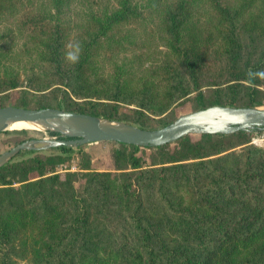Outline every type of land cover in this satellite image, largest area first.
I'll return each mask as SVG.
<instances>
[{
    "label": "trees",
    "instance_id": "trees-1",
    "mask_svg": "<svg viewBox=\"0 0 264 264\" xmlns=\"http://www.w3.org/2000/svg\"><path fill=\"white\" fill-rule=\"evenodd\" d=\"M17 15L0 106L148 129L181 103L264 107V0H0V21ZM248 141L117 142L112 170L64 172L73 147L22 150L0 166V264H264V145Z\"/></svg>",
    "mask_w": 264,
    "mask_h": 264
},
{
    "label": "water",
    "instance_id": "water-1",
    "mask_svg": "<svg viewBox=\"0 0 264 264\" xmlns=\"http://www.w3.org/2000/svg\"><path fill=\"white\" fill-rule=\"evenodd\" d=\"M18 121L40 125V130L54 132L55 135L30 137L16 143L0 153V166L22 150L43 151L60 145L77 147L98 141L157 147L187 134L264 130V107L213 104L181 113L164 126L148 129L62 108L0 106V131L11 129L9 127Z\"/></svg>",
    "mask_w": 264,
    "mask_h": 264
},
{
    "label": "rangeland",
    "instance_id": "rangeland-1",
    "mask_svg": "<svg viewBox=\"0 0 264 264\" xmlns=\"http://www.w3.org/2000/svg\"><path fill=\"white\" fill-rule=\"evenodd\" d=\"M100 1V0H96ZM103 1V0H101ZM24 15H17L15 17H7L0 21V32L4 33L8 31V37H3L4 41L3 44L5 47H12L17 49L24 41L23 37H19L15 35V26L18 20H22ZM6 28V29H5ZM3 29H5L3 31ZM13 33H12V32ZM11 35V36H10ZM15 36V37H14ZM14 37V38H13ZM16 93H10L8 97V101H13V97ZM188 107L185 104H179L175 107L176 113H182L187 111ZM170 110V109H169ZM167 110L166 112H168ZM165 112V113H166ZM164 113V114H165ZM163 114V115H164ZM14 130L16 129H6L0 131V153L4 150L9 149L20 138H30V137H42L48 136L52 137L54 135L50 134L47 131H42L37 128H20L18 130H25L23 133H15ZM254 135V132L249 133V140L251 136ZM117 142L114 141H98L84 144L83 149L78 150L76 147H73V152L70 154L68 159L64 160L62 163L56 165L55 170L57 172H64L65 170H78L82 164L86 163L89 160L90 165L96 167V169H113V161H112V150L117 147ZM148 152V149L146 150ZM20 157H26V155H21ZM88 162V163H89ZM67 168V169H66ZM17 185V183H14ZM18 264H31L28 260H24L19 262Z\"/></svg>",
    "mask_w": 264,
    "mask_h": 264
},
{
    "label": "built area",
    "instance_id": "built-area-1",
    "mask_svg": "<svg viewBox=\"0 0 264 264\" xmlns=\"http://www.w3.org/2000/svg\"><path fill=\"white\" fill-rule=\"evenodd\" d=\"M253 132L254 135L251 136L248 143L253 145H264V130H255Z\"/></svg>",
    "mask_w": 264,
    "mask_h": 264
},
{
    "label": "bare ground",
    "instance_id": "bare-ground-1",
    "mask_svg": "<svg viewBox=\"0 0 264 264\" xmlns=\"http://www.w3.org/2000/svg\"><path fill=\"white\" fill-rule=\"evenodd\" d=\"M37 128V129H41L42 127L40 125L37 124H33L31 122L28 121H18L13 123L9 128L11 129H20V128Z\"/></svg>",
    "mask_w": 264,
    "mask_h": 264
},
{
    "label": "clouds",
    "instance_id": "clouds-1",
    "mask_svg": "<svg viewBox=\"0 0 264 264\" xmlns=\"http://www.w3.org/2000/svg\"><path fill=\"white\" fill-rule=\"evenodd\" d=\"M71 47L75 48V52L73 53H69L68 54V58L72 61V62H76L79 59V52L81 51V47L80 45L77 43L74 46L70 45ZM260 75H264V73H261Z\"/></svg>",
    "mask_w": 264,
    "mask_h": 264
}]
</instances>
